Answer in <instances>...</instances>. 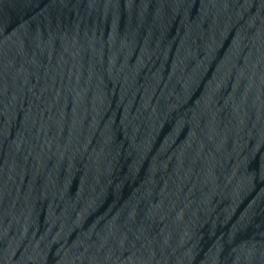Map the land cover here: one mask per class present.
<instances>
[{
	"label": "water",
	"instance_id": "95a60500",
	"mask_svg": "<svg viewBox=\"0 0 264 264\" xmlns=\"http://www.w3.org/2000/svg\"><path fill=\"white\" fill-rule=\"evenodd\" d=\"M0 264H264V0H0Z\"/></svg>",
	"mask_w": 264,
	"mask_h": 264
}]
</instances>
